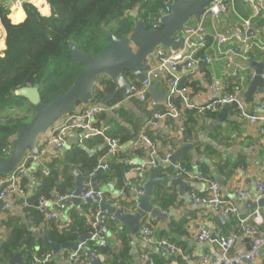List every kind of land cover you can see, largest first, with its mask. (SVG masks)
I'll use <instances>...</instances> for the list:
<instances>
[{
	"label": "crops",
	"instance_id": "crops-1",
	"mask_svg": "<svg viewBox=\"0 0 264 264\" xmlns=\"http://www.w3.org/2000/svg\"><path fill=\"white\" fill-rule=\"evenodd\" d=\"M6 1L9 3V18L11 21L13 23L21 22L25 17L22 5L16 4L15 0ZM28 2L35 5L42 15L50 14V6L46 0H28ZM241 18H248L251 20V24H256L254 27L255 35H249V27L245 31V37H247L249 43H252V49L250 51L252 57L251 61L261 62L264 60V33L261 38H258L256 35L264 28V16L253 18L251 7L240 0H235L232 9L228 13L220 16L217 26L221 28L237 26ZM203 24L207 31V44L201 49V51H203L201 55H209L211 54L210 44L213 43V28L209 20H204ZM4 38L5 32L0 28V42L3 44L1 51L5 49ZM256 39L260 45L252 41ZM241 46V43L234 41L232 43H227L225 47H223L222 50L226 52L231 59V63L228 66L223 60H212L210 63H204L207 72L201 68L199 75L194 77L200 81L201 89L194 92L192 87L187 86L191 91L193 105L198 106L206 104L221 95L224 92L223 85L226 84L225 81L227 79L222 76V73H228L235 69L237 70V76L234 78H240L239 99L241 103L249 110L256 109L259 117L264 115V110L258 107L259 103L264 101V83L261 88L257 87L252 94L246 96L251 82L249 79V72L251 70L254 72V69L251 67V61L246 62L241 57ZM235 48L237 52H234ZM147 62L154 67L159 63V60L155 59V57H150ZM244 67L247 69H243ZM132 85L134 84L132 83ZM153 85L157 90L165 91L167 94L163 80L154 81ZM165 101L166 97L163 101H158V104L165 106L167 110ZM181 105L182 108L180 109L175 105L180 112H182L184 108L182 102ZM121 107L123 109L122 115L117 113H113L115 117L106 115L108 118H116L135 133L132 139L121 144V152L119 153H125L127 162H138L147 157V154L144 152L139 151V153H135L132 149V142L135 141L139 133L145 129L153 140L159 157L163 158L168 153L173 155L181 146L186 145L187 147L180 152L177 162L186 165L193 171H197L198 169L202 170V168L206 166L208 173L206 176L203 174V179L199 180H188L181 177L183 185L180 187L177 183L172 182L173 178L180 177L174 174L172 166L169 164L158 165L162 167L158 173V177L167 179L168 182H159L154 185L152 195V200L154 201H151V203L155 207L161 209L167 217L165 220H162L158 217H152L150 214H146L141 220V223L145 221L152 224L156 236L179 246L182 250L181 254L168 255L162 253L157 248L144 243L141 238L140 228L137 234L132 235L128 224L119 222L117 219L112 220L110 216H106L104 223L107 230L106 235L108 237L107 247H109L111 251L108 253H98V256L103 257L101 264H111L110 260L113 257V253L119 250L120 242L117 238L119 230H124L129 238L131 264H143V254L147 250H150L152 255V262L150 264H204V256L211 250H218L219 246L217 239L231 232L236 235V239L234 246L230 250V254L236 253L239 248L248 249L251 237L242 231L236 214L219 223L220 221L216 219L217 213L213 211L211 206L197 204L190 199L189 195L191 193H205L208 188L207 180H214L219 184L223 198H229L237 204L239 208L238 214L240 216L247 217L255 211H258L264 219V206L257 209H250L248 204V201H255L254 184L256 181L264 180V133L261 132V129L264 128V123L261 121L249 122L243 119L240 116L236 104V107L228 109L225 114L221 116L222 107L218 108L216 111H209L201 115L196 126L193 127L191 131L186 130L183 135L178 131V121L169 114L170 111L168 110L166 111L168 114H166L164 118L152 119V111L149 110L145 104L141 103L137 97L126 99ZM149 121H155L156 126L152 127L150 123L148 124ZM96 123L99 125V127H96L104 131H109L114 126V124L100 119L99 115L96 117L94 125ZM134 125L137 127L135 131L133 128ZM85 133L86 131L84 130L72 131L69 135V138L72 139L69 148L77 144L91 155L100 146L96 144L91 146L88 145L86 143L88 138L81 141V137ZM69 148L64 147L63 149L48 151L43 159V163L49 165V163L57 160L55 166H60V168H62L63 164L59 163L60 158H62L65 150ZM102 157L104 162L112 159V156L106 154L101 156V158ZM40 168V164H31L29 169L21 175L20 183L30 189L32 185L30 179L31 173L39 171ZM151 171V169H146L143 172H133L130 174L129 180L134 186L144 190V184ZM124 182L127 191H125L124 188L117 187L115 180L100 182L98 185L95 181L94 184L98 187L99 191L102 192V198L107 203H115V206L122 209L125 213H133V199L135 193L128 188L125 177ZM235 187H241L243 190L247 191L249 197L245 198L243 201H238L235 198L233 199L232 189ZM74 188H76L75 176L73 179V189ZM158 193H163L166 196H173V203L167 208H163L160 203L155 202ZM58 197V194L53 188L52 197L48 199L51 201ZM1 202H3V205L0 206V244L8 237L13 227L25 228L35 239L41 237L43 234V232H41L42 221L36 223V217H34L29 210L23 208L17 199L8 197ZM64 203L66 205V210L60 219L55 221L58 227L62 228L69 225L73 221L74 215L78 217L83 216L88 228L85 233H91V227L89 226L91 212L100 209L99 203L95 201L78 205L71 201ZM86 205L89 206L85 207ZM175 225L179 226L178 229ZM262 227L263 225H261V228ZM202 231H207L210 236L208 240L200 241L197 239V236ZM90 241L92 242L90 238H85L81 246L85 249H89L88 245ZM35 245L37 247V244ZM65 251L64 249L60 250L56 257L52 255L50 263L70 264L67 256L71 251ZM16 253L19 254L20 259L25 263L20 251L15 252L14 255ZM136 254L139 256L136 257ZM138 258L140 262H138ZM10 259L12 258L7 260H2L1 258L0 264H9L8 261ZM242 264H264V251L254 260L244 261Z\"/></svg>",
	"mask_w": 264,
	"mask_h": 264
},
{
	"label": "built area",
	"instance_id": "built-area-1",
	"mask_svg": "<svg viewBox=\"0 0 264 264\" xmlns=\"http://www.w3.org/2000/svg\"><path fill=\"white\" fill-rule=\"evenodd\" d=\"M28 0H15V3L22 5L23 2ZM177 0H167L164 9H160L159 15L162 16L170 12L172 4ZM235 0H211L204 8L200 20H191L182 25L178 30L177 37H183V46L172 49L171 47L158 46L155 49V53L159 59V63L150 67L145 71V78L143 81L138 82V85H132L131 89L134 90L133 94H129L127 97L117 100L113 104L102 105L101 103H94L88 105H79L75 112L69 113L61 117L54 125H52L44 134L38 138V153H26L19 164L8 174L0 175V202L8 197L17 199L23 208L31 206L30 198L39 193L42 186V177L49 175L50 168L43 163V159L47 152L50 150L63 149L72 131L81 130L86 131L81 137V141L89 138L91 135H104V130L94 126L95 119L102 113L112 112L116 113L123 104V102L131 97H137V99L146 105V107L152 111V119H161L168 113H163L157 109L158 101L153 99L148 92V86L153 84L154 81L163 80L166 86V101L165 105L167 110L170 111V115L178 121V131L181 134H185V119L182 112L178 110L172 102V99L178 97L184 104L185 108L192 109L197 108L199 116L204 115L209 111H216L218 108L223 107L227 103L236 102L239 109L240 116L249 122L261 121L264 123V115L259 117L256 109L249 110L239 99L240 84L236 83L233 86L232 92H225V85H223V93L216 99L206 104L195 106L192 104L191 91L187 86L181 84L182 80L186 77H197L201 70V65L210 63L212 60H223L228 66L231 63L230 56L226 54L222 49L227 43L238 41L241 46V57L250 62L252 57L250 51L252 49V43H249L247 37H245V31L250 27L251 20L248 18H241L239 25L227 26L224 28L218 27L217 23L222 14L228 13ZM243 3L248 4L251 7L252 17L264 16V0H240ZM204 20H209L210 25L213 28L212 38L213 43L210 44L211 54L198 55V52L206 46L207 31L203 24ZM152 28L160 27L157 23H150ZM237 52V49H234ZM243 69H247L244 67ZM222 76L225 78L236 77L237 70L231 72H223ZM255 76V72L252 70L249 72V79ZM264 79V74L261 75ZM258 107L264 110V101H261ZM152 127L156 126L155 121H149L148 124ZM264 133V128L261 129ZM105 143L107 146L106 155L114 156L121 148V143L118 138L109 137L104 135ZM132 149L139 150L147 154V157L138 162H128L129 168L124 172L126 184L128 188L135 193L133 199L134 211L139 206L140 197L144 194V190L138 188L129 180L130 174L133 172H143L146 169L154 170L159 164H169L172 166L173 172L176 176L184 177L188 180L203 179L202 170L193 171L186 165L176 162L172 164L171 153L166 154L163 158L159 157L153 140L142 130L137 139L132 142ZM11 148L2 149L4 156L10 154ZM98 168L102 166V171L108 169L107 163L104 162L103 157L98 158ZM37 163L41 165V168L37 172L31 173V187L23 186L20 183V177L25 173L31 164ZM103 163V165H102ZM97 168V169H98ZM95 169L88 175L89 178L97 170ZM208 188L205 193L196 194L191 193L190 199L203 205H209L212 207L215 213H228L231 212L238 217L239 224L242 227V231L250 235L251 240L248 249H238L236 253L230 254V250L234 246L236 235L229 233L226 236L219 237L218 250H211L204 256V264H242L244 261H251L260 255L264 251V219L258 211H255L247 217H242L238 214V206L229 198H223L220 191L219 184L214 180H207ZM75 188L68 194L59 196L54 200H49L43 195L37 198L36 203L33 205L34 209L42 217L41 232H44L46 226L52 222L57 221L63 215L66 210V205L63 201L73 196ZM93 193L99 198H102L101 191H94L91 181L83 179L81 184V191L78 194L79 198L90 197ZM254 200L264 197V180L256 181L254 184ZM232 197L238 201H243L249 197V193L243 190L241 187H235L232 189ZM113 206L116 204L113 203ZM110 216L112 220L116 218L110 214L106 209L101 211L100 209L91 212L89 226L91 227V237L93 247L92 253L98 255L99 250L108 246V237L106 232L101 226V216ZM261 225L263 227L261 228ZM140 234L144 243L157 248L164 254L175 255L181 254L182 250L176 244L163 239L158 238L155 233L154 226L149 222H142L140 225ZM210 238L207 231H202L197 236L200 241L208 240ZM52 252H47L40 258H35L31 264H48L51 262ZM70 264H90L87 259L82 258L81 254L77 251H71L67 256ZM152 262L151 251L147 250L143 254V264H150Z\"/></svg>",
	"mask_w": 264,
	"mask_h": 264
},
{
	"label": "trees",
	"instance_id": "trees-1",
	"mask_svg": "<svg viewBox=\"0 0 264 264\" xmlns=\"http://www.w3.org/2000/svg\"><path fill=\"white\" fill-rule=\"evenodd\" d=\"M46 1L50 6V14L42 15L35 5L25 1L22 3L24 19L13 23L9 18V3L6 0H0V28L5 32L3 51H1L3 44L0 42V156H4L2 149L11 148V139L17 129L28 123L24 117H10L9 114H4L10 108H20L22 104L25 110L31 106L24 97L14 94L16 89L38 81L43 103L67 91L82 68L70 55L71 41H74L80 50L90 51L96 56L111 44V39L105 31L112 32L118 38H125L135 22V17L130 14L132 11L137 10L140 18L151 21L152 17L159 15L160 9H164L167 0ZM150 27L152 28L151 24ZM202 53L203 51L200 50L198 55ZM201 68L207 72L205 64H202ZM239 79L228 77L225 81V92L232 91L234 84L239 83ZM181 84L192 87L194 92L201 89L200 81L194 77L184 78ZM112 88L111 81L106 76H101L90 102H100ZM120 98V94L116 95L109 104L122 99ZM172 102L178 109L182 108L178 97L173 98ZM24 103H27L28 107ZM157 109L163 113L167 111L165 106L159 104ZM122 112V107L116 111L119 115H122ZM182 114L186 130L189 131L201 118L196 107L192 109L184 107ZM99 118L114 124L112 129L104 131V135L118 138L121 144L134 137L135 133L116 118H108L106 113L100 114ZM94 126L99 127L98 123ZM133 128L135 131L136 125ZM104 135H91L86 140L90 146L93 144L100 146L93 154L89 155L75 144L65 150L60 158L59 163L63 164L62 168L55 166L57 160L49 163V175L42 177L39 193L30 198L31 206L25 208L36 217V223L42 221L41 215L33 207L40 195L51 198L54 188L58 196H63L73 189L72 166L81 172L83 179L90 181L88 175L98 168V158L104 156L107 151ZM133 151L139 153V150ZM119 152L121 151L112 156L111 160L105 161L108 169L97 175L95 181L98 185L100 182L115 180L117 187L127 191L124 172L129 168V164L125 153ZM202 172L204 176L207 175L206 166L202 168ZM173 200V196L158 193L155 202L167 208ZM175 227L178 229L179 226L175 225ZM87 229L85 218L74 215L73 221L62 228H59L55 221L50 222L43 234L47 235L51 241L60 244L65 241H75ZM117 238L120 248L113 253L111 264H131L129 238L126 232L119 230ZM88 247L92 249L91 241ZM17 251H20L25 264H31L34 258H40L50 252L51 247L42 237L38 239L32 237L25 228L13 227L8 237L0 244V259L12 258ZM110 251L109 247H105L99 250V254ZM81 256L85 259L83 254Z\"/></svg>",
	"mask_w": 264,
	"mask_h": 264
},
{
	"label": "water",
	"instance_id": "water-1",
	"mask_svg": "<svg viewBox=\"0 0 264 264\" xmlns=\"http://www.w3.org/2000/svg\"><path fill=\"white\" fill-rule=\"evenodd\" d=\"M210 1L177 0L172 4L169 13L162 16H154L151 18V21L140 18L137 15V10H134L130 13L135 17V22L130 33L125 38H118L112 32L105 31L106 35L111 39V44L96 56L90 51L80 50L77 44L71 41L69 43L70 55L82 68L67 91L53 96L45 103L41 101L38 81L14 91L15 95L24 97L28 103L33 105L36 113L28 123L17 129L11 139L10 154L8 156H0V175H8L19 164L26 153L37 154L39 136L44 134L61 117L75 112L79 105H88L94 96L101 76H106L113 84V88L100 100L102 105H107L118 94L123 98L129 94H133L134 90L131 89L132 82L130 78L133 77L138 82L144 80L145 71L151 67L147 62L148 58L155 57V59L159 60L155 53V49L158 46L171 47L172 49L182 47L183 37H177L178 30L192 18L199 21L205 6ZM150 22L157 23L160 27L151 28ZM255 26L256 24H251L249 35H255ZM263 33L264 28L256 36L261 38ZM251 67L254 69L255 76L250 82L246 96L252 94L257 87L261 88L264 83V79L261 77L264 74V60L261 62L251 61ZM148 92L157 101H163L166 97L165 91L157 90L153 84L148 86ZM236 104V102H231L224 105L220 116L225 114L228 109L236 107ZM106 114L115 117L110 111ZM71 142L72 139L69 138L65 148H69ZM186 147V145H183L175 151L171 156L172 164L177 162L180 152ZM161 168L158 166L150 172L143 187L144 194L140 197L139 206L133 213H125L122 209L107 203L103 198L97 197L95 193L87 198H79L78 194L81 191L83 175L75 166H72L71 170L75 176L76 188L73 196L63 202L71 201L76 205L86 204L91 201L98 202L101 211L106 209L119 222L128 224L131 234L135 235L139 231L141 220L146 214L162 220H165L167 217L161 209L151 203L154 185L159 182H168L167 179L158 177ZM102 172L101 166L90 178L95 192L99 191L98 187L94 184L95 178ZM172 182L177 183L180 187L183 185L181 177L173 178ZM248 204L250 209L262 207L264 206V197L257 201H248ZM2 205L3 202H0V206ZM233 215L231 212L217 213L216 219L221 223ZM105 217L102 214L101 226L106 232ZM41 237L51 247L54 257L57 256L60 250L64 249L83 254L90 264H101L103 260L102 256L93 254L91 249H85L81 246L85 238L91 237V233H85L75 241H65L60 244L51 241L47 235L42 234ZM135 256L138 257L139 255L136 254ZM137 260L140 262L139 258ZM8 263L25 264L20 259L18 253Z\"/></svg>",
	"mask_w": 264,
	"mask_h": 264
},
{
	"label": "rangeland",
	"instance_id": "rangeland-1",
	"mask_svg": "<svg viewBox=\"0 0 264 264\" xmlns=\"http://www.w3.org/2000/svg\"><path fill=\"white\" fill-rule=\"evenodd\" d=\"M191 20L192 19H190L188 22H190ZM252 41L254 43H257L258 45H260V43L257 41V39L252 40ZM254 43H253V45H254ZM130 80L134 85H138L137 80H135V78L131 77ZM95 103H97V102H95ZM24 104L26 105V107H28L27 103H24ZM91 104H94V103H91ZM22 105L20 108H10L7 110V112L5 111L4 114L7 113V114H9L10 117H24L29 122L36 113L35 107L30 104L31 106H29L28 109L25 110L26 108L23 107L24 105L23 106Z\"/></svg>",
	"mask_w": 264,
	"mask_h": 264
}]
</instances>
